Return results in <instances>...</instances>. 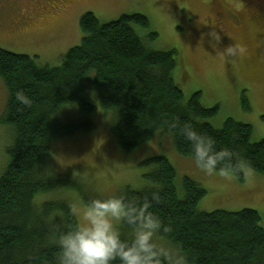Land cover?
Instances as JSON below:
<instances>
[{
	"label": "trees",
	"instance_id": "1",
	"mask_svg": "<svg viewBox=\"0 0 264 264\" xmlns=\"http://www.w3.org/2000/svg\"><path fill=\"white\" fill-rule=\"evenodd\" d=\"M79 27L80 44L67 51L58 67L0 48V79L7 91L0 125L12 138L0 174V264H172L155 243L137 236L149 231L184 264H264L259 213L198 210L206 190L185 177L179 195L176 170L165 157L141 162L146 187L127 188L108 202L52 175V147L96 129L93 96L125 154L165 133L179 155L201 167L240 183L245 171L264 176V139L251 142L252 127L231 118L214 128L209 121L218 108L203 107L201 92L185 98L178 83L185 82L186 74L178 83L174 78L177 50L152 49L136 32V27L148 29L146 16L121 15L102 23L87 12ZM155 38L150 34L147 40ZM240 105L250 112L245 92ZM69 106L90 118L59 120ZM67 194L93 212L121 209L115 235L91 248L73 204L61 197Z\"/></svg>",
	"mask_w": 264,
	"mask_h": 264
},
{
	"label": "rangeland",
	"instance_id": "2",
	"mask_svg": "<svg viewBox=\"0 0 264 264\" xmlns=\"http://www.w3.org/2000/svg\"><path fill=\"white\" fill-rule=\"evenodd\" d=\"M10 1L0 0L7 6ZM35 1L39 16L32 26L22 24L17 26L20 29L15 28L11 18L5 17L7 24L0 36L2 50L36 56L40 63L58 67L67 51L81 42L79 20L83 14L91 12L102 23L114 21L121 15L142 14L148 18L149 27L135 29L147 45L155 50H177L174 78L177 82L186 74L184 83L177 82L185 98L201 92L203 107L218 108L210 124L220 128L231 118L252 127L251 142L264 139V0H87L71 3L58 18L55 16L62 0ZM150 34L156 35L152 41L147 40ZM244 91L250 103L249 113L243 112L240 105ZM6 103L7 91L0 79V119ZM90 103L97 108L93 117L96 129L88 134L78 133L52 147L53 176L72 180L85 187V193L108 202L127 188L146 187L141 162L165 157L176 170L175 185L179 195H182L181 184L185 177L206 190L198 210L211 213L251 209L259 213L264 229V176L245 171V181L240 183L232 175L201 167L192 158L179 155L171 136L165 133H158L148 144L125 154L116 146L109 121L93 96ZM83 115L69 106L57 118L69 121L90 118ZM11 139L10 131L0 125V174L6 165V150ZM61 197L73 204L81 235L91 248H95L99 239L115 235L122 217L121 209L109 206L101 212H93L71 194ZM51 198L57 199L55 195ZM137 236L150 239L172 264H184L171 246L150 231Z\"/></svg>",
	"mask_w": 264,
	"mask_h": 264
},
{
	"label": "flooded vegetation",
	"instance_id": "3",
	"mask_svg": "<svg viewBox=\"0 0 264 264\" xmlns=\"http://www.w3.org/2000/svg\"><path fill=\"white\" fill-rule=\"evenodd\" d=\"M35 0H11L9 5L7 6L5 2H0V36L5 31V27L7 22L5 21V17H10L11 21L15 28L20 29L17 26H21L22 24L33 25V23L37 20V16L39 13L36 12V1ZM87 0H62V6L59 8V12L55 17L58 18V15L63 13L65 8L71 3H82ZM28 4V6H27ZM35 8V10H34ZM53 8H50V13L53 11ZM49 14H47L49 16Z\"/></svg>",
	"mask_w": 264,
	"mask_h": 264
}]
</instances>
